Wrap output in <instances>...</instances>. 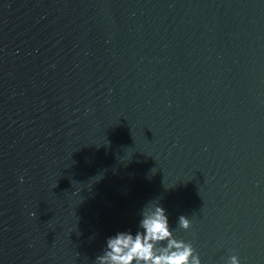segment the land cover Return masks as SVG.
<instances>
[{
	"label": "water",
	"instance_id": "obj_1",
	"mask_svg": "<svg viewBox=\"0 0 264 264\" xmlns=\"http://www.w3.org/2000/svg\"><path fill=\"white\" fill-rule=\"evenodd\" d=\"M153 200L264 264V0H0V264H94Z\"/></svg>",
	"mask_w": 264,
	"mask_h": 264
},
{
	"label": "clouds",
	"instance_id": "obj_2",
	"mask_svg": "<svg viewBox=\"0 0 264 264\" xmlns=\"http://www.w3.org/2000/svg\"><path fill=\"white\" fill-rule=\"evenodd\" d=\"M178 226L187 230L191 221L180 215ZM94 264H202V260L191 241L177 238L166 209L153 200L141 208L134 232L121 230L106 238ZM225 264H241V260L232 254Z\"/></svg>",
	"mask_w": 264,
	"mask_h": 264
}]
</instances>
